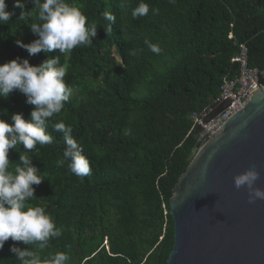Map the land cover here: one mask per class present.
Listing matches in <instances>:
<instances>
[{
  "label": "trees",
  "instance_id": "16d2710c",
  "mask_svg": "<svg viewBox=\"0 0 264 264\" xmlns=\"http://www.w3.org/2000/svg\"><path fill=\"white\" fill-rule=\"evenodd\" d=\"M81 8L88 23H97L91 46L76 47L68 63L66 83L72 94L60 114L49 122L50 145L27 153L17 145L9 151L11 165L29 155L44 181L30 203L44 206L63 235L50 241L41 254L67 251L69 264H168L174 243L170 199L174 186L201 143L190 119L213 105L224 79L240 73L234 61L241 45L248 47L249 65L264 70V0H145L147 16L133 19L140 0H70ZM13 11L14 0H6ZM26 4L30 18L20 20V9L0 24V64L27 58L38 65L49 56H29L15 40L30 43L28 25L37 10ZM115 16L106 21L103 13ZM111 25L105 32L104 26ZM145 38L158 44L152 53ZM130 50L137 52L129 55ZM58 53V50H57ZM26 97L14 91L0 98V119L12 113L29 118ZM73 127V136L89 159L92 173L80 178L64 166V142L52 131L54 122ZM29 247L5 242L0 264H19L10 251Z\"/></svg>",
  "mask_w": 264,
  "mask_h": 264
},
{
  "label": "clouds",
  "instance_id": "9594fccd",
  "mask_svg": "<svg viewBox=\"0 0 264 264\" xmlns=\"http://www.w3.org/2000/svg\"><path fill=\"white\" fill-rule=\"evenodd\" d=\"M31 2L32 9L37 10V22L30 23L31 32L38 38L30 43L21 39L15 43L25 49L29 56L43 52L49 56L38 65L30 64L27 58L16 59L0 64V98L7 99L14 91H19L26 97V103L32 106L28 119L21 113H12L10 122L0 119V249L5 242H22L29 247H10L19 264H69V252H49L50 241L63 235L51 214L44 206H34L30 203L35 195L34 185H40L45 179L39 168L33 164L29 155H19V163L13 167L9 159V151L17 145L31 153L37 150V145L44 146L53 143L54 137L49 131L52 117L60 114L72 94V88L66 83L68 63L61 64L60 56L69 55L76 47L91 46L97 36V23H88L87 17L79 6L70 0H14L13 11L8 10L6 0H0V24H6L15 15V9H20V20L30 18L31 13L25 11L26 4ZM175 4V0H169ZM158 14V8H151L145 0L131 10L133 19L147 16L149 11ZM103 18L115 22V16L105 11ZM111 25L104 26L105 32ZM147 48L159 55L162 51L158 44L145 38ZM58 50V53H57ZM129 55L136 56L135 50ZM7 109L0 115H7ZM52 131L63 137V159L57 164L64 166L67 162L69 171L77 177L91 175L92 167L89 159L83 154L78 141L73 136V127L64 121L54 122ZM259 178L255 169H248L234 177L237 189L247 186L249 203L257 199L264 200V190L254 187Z\"/></svg>",
  "mask_w": 264,
  "mask_h": 264
},
{
  "label": "water",
  "instance_id": "95a60500",
  "mask_svg": "<svg viewBox=\"0 0 264 264\" xmlns=\"http://www.w3.org/2000/svg\"><path fill=\"white\" fill-rule=\"evenodd\" d=\"M231 100L219 102V112ZM207 117L206 120H209ZM195 129V135L201 132ZM255 169L264 190V85L194 153L174 186L168 264H264V200L249 203L234 177Z\"/></svg>",
  "mask_w": 264,
  "mask_h": 264
},
{
  "label": "built area",
  "instance_id": "2783aa9c",
  "mask_svg": "<svg viewBox=\"0 0 264 264\" xmlns=\"http://www.w3.org/2000/svg\"><path fill=\"white\" fill-rule=\"evenodd\" d=\"M240 65V73L233 79H224L221 86L220 96L214 101L213 105L201 112H193L190 115L192 123L197 128L201 127L198 140L201 145L205 137L216 134L225 122L239 111L251 99L252 91H256L264 85V70L249 65L248 47L241 45L239 54L234 58ZM231 100V104L219 112L215 111L216 105L225 100ZM210 117L209 120H206ZM200 145V146H201Z\"/></svg>",
  "mask_w": 264,
  "mask_h": 264
}]
</instances>
